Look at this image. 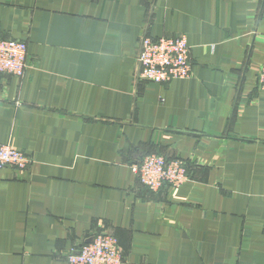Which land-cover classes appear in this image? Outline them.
Segmentation results:
<instances>
[{
	"label": "crops",
	"instance_id": "0c3cea01",
	"mask_svg": "<svg viewBox=\"0 0 264 264\" xmlns=\"http://www.w3.org/2000/svg\"><path fill=\"white\" fill-rule=\"evenodd\" d=\"M144 35H184L191 74L141 81ZM0 39L27 44L0 74V264H68L98 233L124 264H264V0H0ZM182 159L152 193L132 166Z\"/></svg>",
	"mask_w": 264,
	"mask_h": 264
},
{
	"label": "built area",
	"instance_id": "2783aa9c",
	"mask_svg": "<svg viewBox=\"0 0 264 264\" xmlns=\"http://www.w3.org/2000/svg\"><path fill=\"white\" fill-rule=\"evenodd\" d=\"M27 68V44L13 39H0V74L21 78ZM191 74L190 47L184 35L153 39L144 35L136 57L139 80L167 84L187 79ZM256 86L264 92V61L258 71ZM31 159L10 145H0V168L24 171ZM137 180L156 193L169 185L178 188L188 179V166L182 159L167 160L160 155H147L132 167ZM68 264H124L117 239L108 233L95 234L90 241L67 255Z\"/></svg>",
	"mask_w": 264,
	"mask_h": 264
}]
</instances>
